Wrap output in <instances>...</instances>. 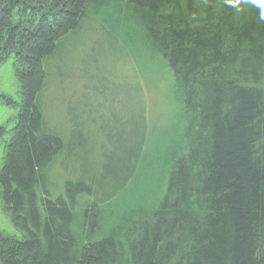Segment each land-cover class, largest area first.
Returning a JSON list of instances; mask_svg holds the SVG:
<instances>
[{
  "label": "trees",
  "instance_id": "16d2710c",
  "mask_svg": "<svg viewBox=\"0 0 264 264\" xmlns=\"http://www.w3.org/2000/svg\"><path fill=\"white\" fill-rule=\"evenodd\" d=\"M210 5L1 1L0 67L14 56L22 102L0 188L24 238L0 232V264H264V24L253 7L237 15ZM135 34L166 64L178 99L179 130L171 124L163 144L149 145L144 84L126 45ZM73 36L92 53L105 41V75L131 69V86L115 83L120 94L132 89L129 119L100 116L93 70L74 76L65 101L61 82V122L46 118L56 67L67 63L60 50ZM154 181L160 194L119 206L130 188Z\"/></svg>",
  "mask_w": 264,
  "mask_h": 264
},
{
  "label": "rangeland",
  "instance_id": "374dc122",
  "mask_svg": "<svg viewBox=\"0 0 264 264\" xmlns=\"http://www.w3.org/2000/svg\"><path fill=\"white\" fill-rule=\"evenodd\" d=\"M109 14L110 11H107L106 15ZM122 28L123 25H121V29ZM128 38L126 45L141 71V80L144 84V99L152 133L149 145L161 144L162 141L160 136L168 140L169 138L166 136V132H170L171 124L173 127V123L179 121L176 117L178 115L180 117L178 99L173 92V81L166 64H164L161 58L149 54L144 44L140 42L143 41L140 36L135 34L133 39L130 36ZM80 39L81 36L71 37L63 44L60 50L61 53L58 59H64V61L67 59V63L58 64L56 67V80H53L54 85L51 87V91H49L47 97L49 101L48 110L46 109V118L55 124H60L61 122V120H58L59 122L56 123L57 119L55 115L59 113L54 109L58 101V96H56L55 92L60 91L59 88L61 87L59 86L61 82L65 81L64 85L67 87L65 96L63 95L62 97L63 101H65L70 98V91L75 87L74 85L76 82L74 81V76L78 74L86 76L85 73H91L93 70L95 74L98 73L100 75L98 82L90 84L95 88V90H92L94 92L91 93L94 95V104L100 111V116L106 118L109 114L116 120L129 119L135 102L132 89H129L131 86L130 83H128L129 79H127L129 75H132L131 69L122 67L125 72L124 76L121 75L113 78L111 75H105L104 71L107 68H105L103 64L101 55V53L105 51V41L101 40V43L95 47V51L93 52L94 55L91 52L93 51L91 48L89 51L80 49ZM86 51H88V53ZM87 56H89V61L86 60ZM91 56H94L95 60H93ZM99 56L100 64H98ZM14 62L15 58L12 55L0 67V130L3 131L2 137L0 138V172L5 164L8 147L12 139V132L16 126L22 102L21 85L15 74ZM94 63L98 65L94 66V69H91L89 64L93 66ZM117 68L119 70V67ZM59 77L61 78L60 81ZM116 79L123 85L128 83L125 86L130 85L125 88L123 94H120V90H118L115 85ZM89 82L90 81H86L85 78L83 79V85H85V83L89 84ZM79 84L76 87L78 90L80 88ZM80 93L85 94L84 91H80ZM180 122L177 126L172 128L174 133H178ZM115 125L116 124L111 123L108 127L109 131H115ZM160 186L162 185H160L159 181H154L152 186H147L144 190L138 187H132L128 193L125 194L127 197L124 196L122 201L120 200L119 206H124V204H126V208L130 209L134 207V204H140L138 200L144 198L143 196L147 195L149 192L152 197H154L155 194L157 196L160 194V190H162ZM1 196L0 188V232L7 237L23 240L24 234L14 228L10 217L5 213ZM131 201H133V203H131ZM115 203L116 204L112 205L114 208L119 204L118 201Z\"/></svg>",
  "mask_w": 264,
  "mask_h": 264
},
{
  "label": "clouds",
  "instance_id": "9594fccd",
  "mask_svg": "<svg viewBox=\"0 0 264 264\" xmlns=\"http://www.w3.org/2000/svg\"><path fill=\"white\" fill-rule=\"evenodd\" d=\"M200 4L207 8L210 5V0H200ZM224 5L229 9H233L237 15L244 12V7L250 6L258 10V21L264 24V0H216V5ZM191 20H196L197 17H190Z\"/></svg>",
  "mask_w": 264,
  "mask_h": 264
},
{
  "label": "water",
  "instance_id": "95a60500",
  "mask_svg": "<svg viewBox=\"0 0 264 264\" xmlns=\"http://www.w3.org/2000/svg\"><path fill=\"white\" fill-rule=\"evenodd\" d=\"M2 0H0V3H1Z\"/></svg>",
  "mask_w": 264,
  "mask_h": 264
}]
</instances>
